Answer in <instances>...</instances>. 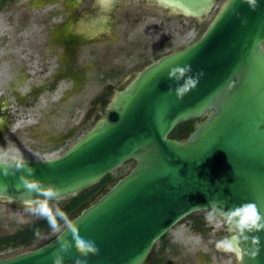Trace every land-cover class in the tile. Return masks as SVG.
<instances>
[{
	"label": "water",
	"instance_id": "obj_1",
	"mask_svg": "<svg viewBox=\"0 0 264 264\" xmlns=\"http://www.w3.org/2000/svg\"><path fill=\"white\" fill-rule=\"evenodd\" d=\"M146 1L201 24L218 0ZM185 66L184 79L169 75ZM106 111L60 155L0 159V200L18 206L70 199L135 162L53 238L0 264H144L192 212L228 220L249 204L262 218L229 222L228 248L239 264H264V0H223L194 42L135 72ZM193 119L188 136H170Z\"/></svg>",
	"mask_w": 264,
	"mask_h": 264
},
{
	"label": "rangeland",
	"instance_id": "obj_2",
	"mask_svg": "<svg viewBox=\"0 0 264 264\" xmlns=\"http://www.w3.org/2000/svg\"><path fill=\"white\" fill-rule=\"evenodd\" d=\"M222 1H217L207 20L201 24H196L190 18L172 14L157 5L140 4L137 22L133 23V18H129L111 33L113 39L120 42V46L115 50L118 53L115 59L108 58L104 64L96 65V68L101 67V72L106 70L105 77L96 79L92 71L85 72L84 79L82 78L81 82L76 80V83H80L69 96H61L69 82L59 81L55 85V91L50 93L48 89L52 88L51 84H55L54 81L46 80L44 75H32L31 78L29 75L21 74L28 92L22 99L11 98L10 128L4 129L3 122H0V159L50 158L63 153L83 136L97 118L105 115L103 109L94 107V100L96 105L102 98L101 91L104 86L124 85L148 62L194 42ZM113 66L116 71L112 69ZM29 91L31 94H28ZM95 93L102 95L99 94L101 95L99 97ZM15 99H21V104L13 101ZM82 107L84 110L92 111L83 122L80 121L83 116ZM2 115L6 120L7 113H0L1 118ZM134 164L135 162L129 159L107 174L111 175V180L119 178L128 173ZM68 200L66 199V202ZM64 202L65 200H61L18 206L0 200V236L12 233L24 224L51 213ZM194 219H206L205 224L198 230H189V224ZM223 222L224 219L210 210L192 212L178 221L166 232V238L171 240L172 246L170 251L163 254V264H200L201 261L204 264H239L236 259L230 261L231 256L227 258L221 250L211 248L215 244L220 245L221 240L215 232ZM68 223L67 220L59 224L39 239L37 244H43L53 238ZM158 248L159 245L156 243L154 251ZM18 251L19 249L15 248L3 249L0 251V259L13 256Z\"/></svg>",
	"mask_w": 264,
	"mask_h": 264
},
{
	"label": "flooded vegetation",
	"instance_id": "obj_3",
	"mask_svg": "<svg viewBox=\"0 0 264 264\" xmlns=\"http://www.w3.org/2000/svg\"><path fill=\"white\" fill-rule=\"evenodd\" d=\"M140 4L154 5L146 0H0V113H7L6 120L3 115L0 117L2 127L7 130L12 122L9 109L11 98L22 99L28 92L21 74L31 78L32 75H44L46 80L54 81L55 84H51L52 88L48 89L50 93L55 91L59 81L69 82V85L65 83L68 87L64 88L62 97L75 92L85 72L92 71L96 79L105 77L106 70L101 72V67L96 68V65L104 64L108 58L115 59L118 55L115 50L120 46L111 33L129 18H133V23L137 22ZM114 67L112 69L116 71ZM76 80L80 82L76 83ZM124 85L104 86L101 91L103 95L99 93L102 96L95 93L102 98L96 105L94 100V107L103 109L106 114L110 96ZM21 99L13 101L20 105ZM81 110L83 116L80 121L83 122L92 111L84 110L83 107ZM190 121L194 125V119ZM171 137L183 138L176 134ZM111 181L101 185L89 204L97 195L106 192ZM221 218L224 222L215 232L221 242L211 248L221 250L227 258L231 256L232 261L235 255L228 248L231 235L228 231L229 221ZM205 220L194 219L189 224V230H198ZM166 237L165 233L155 241L144 264L164 263L163 254L170 251L172 246L171 240ZM224 242L228 246H224ZM156 243L159 248L154 251Z\"/></svg>",
	"mask_w": 264,
	"mask_h": 264
},
{
	"label": "trees",
	"instance_id": "obj_4",
	"mask_svg": "<svg viewBox=\"0 0 264 264\" xmlns=\"http://www.w3.org/2000/svg\"><path fill=\"white\" fill-rule=\"evenodd\" d=\"M193 128L190 120L179 123L170 132V136L178 133L176 135L179 137H186ZM109 180H111V175L106 174L97 185L85 189L76 196L70 198L67 202L65 200L62 205L51 213L24 224L12 233L0 236V251L7 248H15L19 249L17 252L18 254L41 246L42 244H37L39 239L47 235L62 222L67 220L70 222L83 208L88 206L96 189Z\"/></svg>",
	"mask_w": 264,
	"mask_h": 264
},
{
	"label": "clouds",
	"instance_id": "obj_5",
	"mask_svg": "<svg viewBox=\"0 0 264 264\" xmlns=\"http://www.w3.org/2000/svg\"><path fill=\"white\" fill-rule=\"evenodd\" d=\"M188 71H190V69L187 66L179 67L170 70L169 75L177 80H181L184 79V74ZM194 84L195 81L192 78H187L186 82L178 87V94L182 95L183 92L187 91L189 87L194 86ZM211 218L212 217L210 216L209 219ZM227 218L230 223L236 224L241 229H244L250 226H257V223L261 220L262 216L255 205L249 204L237 209L234 213L229 214ZM224 246H228L227 242H224ZM81 247L85 249V252L96 251V247L92 242H87L86 244L82 242Z\"/></svg>",
	"mask_w": 264,
	"mask_h": 264
}]
</instances>
